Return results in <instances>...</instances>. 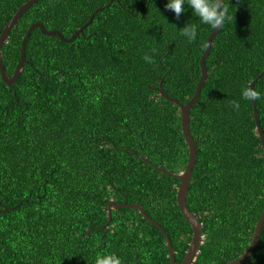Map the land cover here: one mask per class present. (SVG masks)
I'll return each instance as SVG.
<instances>
[{"label":"trees","instance_id":"trees-1","mask_svg":"<svg viewBox=\"0 0 264 264\" xmlns=\"http://www.w3.org/2000/svg\"><path fill=\"white\" fill-rule=\"evenodd\" d=\"M27 0H0V32ZM167 0H38L0 48L8 76L33 22L25 62L11 85L0 76V264H95L115 253L122 264H177L192 234L181 214L179 180L188 146L179 106L201 74L213 30L189 8L177 21ZM229 19L211 43L207 78L190 109L197 145L186 203L202 223L191 264H224L249 246L264 208V152L252 103L241 92L264 67V0H224ZM187 7V6H185ZM197 38L181 35L187 22ZM150 57L151 62L145 59ZM264 133V74L254 89ZM233 102L240 107L234 108ZM241 264H264V223Z\"/></svg>","mask_w":264,"mask_h":264},{"label":"water","instance_id":"water-1","mask_svg":"<svg viewBox=\"0 0 264 264\" xmlns=\"http://www.w3.org/2000/svg\"><path fill=\"white\" fill-rule=\"evenodd\" d=\"M36 1H38V0H27L25 3H23L16 10V12L11 17V19L5 24V26L3 27V29L0 32V48L6 42L8 35H9V32L14 27V25L18 22V20L22 16V14L29 7H31ZM111 1L112 0H110V2ZM101 9H102V7L96 8L91 13L87 22L82 27H80L78 30H76L70 37H65L60 31H58L56 29H51V30L46 29L42 23L33 22L28 27L25 35L22 38L20 53H19V60L16 64L15 69H14L11 76L7 75L5 67H4V65L0 59V76H1L2 80L6 84L11 85L17 79L18 74L21 70V67H22L23 63L25 62L24 54H25L26 41H27L29 35L31 34V32L34 28H39L41 30V32L46 34V35H57L64 42H70L80 32H82L84 27L92 20L94 14ZM219 30L220 29H213L205 40L204 52L201 55L200 62H199L201 74H200V77H199L198 82L196 84L193 96L186 103H182L179 100H177L173 97H170L165 93V91L162 88L163 78L160 79L159 87H158V90L163 97H165L169 101L176 103L179 106L180 126H181V130H182V134L184 136L185 142L188 146L187 162H186L184 170L181 173L177 174V173H173L171 171H168L167 169H164L161 167H156L157 169H159V170H161V171H163L169 175H172L179 180V185L177 187V192H176V202H177L178 208H179L181 214L183 215L184 219L190 224V226L192 228L191 240H190L188 249H187L185 255L183 256V258L179 264H191L192 263L193 259L195 258V256L199 252V248H200V245H201L202 239H203L202 223L198 220V218L195 216V214H193L189 210L187 203H186V196H187V191H188V187L190 184L191 173H192L193 167L195 165L196 155H197V145H196V142H195L193 136L191 135L190 129H189L190 109L194 105V103L197 101V99L199 98L200 93H201V89H202L203 84L207 78L206 59L208 58L210 50H211L212 40L217 35ZM263 74H264V67H263V70L257 76H255L254 79L249 84V86L251 87L252 90L254 89V84L257 81V79L259 77H261ZM250 101L252 103L254 122H255L256 129H257V132H258V135H259V138L261 141L262 149L264 152V133H263V130H262V127L260 124V120H259V116L257 113L256 102H255V99H252ZM114 206L138 208L140 213L146 219H148L154 225L158 226L162 230V232L164 233L165 238H166V242H167L168 250H169L170 263L171 264H177L175 261V257H174L175 252H174V249L172 247V244H171V241H170L168 235L166 234V232L163 230V228L160 226V224L158 222L154 221L150 216H148L145 213V211L143 210V208L139 204H136V203L129 204L126 201H124L122 203H116V202L110 201L108 203L109 218H108L107 224L111 220V208ZM263 223H264V208H263L259 218L256 221L254 233H253L252 240H251L249 246L246 248V250L239 257H237L231 261H228L224 264H241L250 256V254L252 253V251L254 250L255 246L258 243V239H259V235H260V231H261Z\"/></svg>","mask_w":264,"mask_h":264},{"label":"clouds","instance_id":"clouds-1","mask_svg":"<svg viewBox=\"0 0 264 264\" xmlns=\"http://www.w3.org/2000/svg\"><path fill=\"white\" fill-rule=\"evenodd\" d=\"M164 8L171 10L177 21L190 8L192 15L198 18L200 24L207 25L212 29L221 30L226 20L230 18L224 0H167ZM180 29L182 30L181 35L189 41H194L197 38V24L188 21ZM145 59L151 62L150 57H145ZM241 95L244 100H252L257 97L258 93L252 90L250 86H245ZM233 107L238 109L240 107L239 102H233ZM95 264H122V262L115 253H97Z\"/></svg>","mask_w":264,"mask_h":264}]
</instances>
